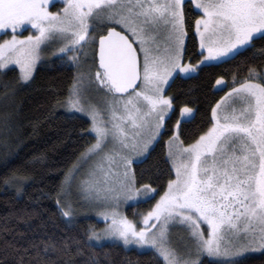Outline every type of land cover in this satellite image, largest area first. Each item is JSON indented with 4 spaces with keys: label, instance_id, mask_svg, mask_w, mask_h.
Returning <instances> with one entry per match:
<instances>
[{
    "label": "snow or ice",
    "instance_id": "snow-or-ice-1",
    "mask_svg": "<svg viewBox=\"0 0 264 264\" xmlns=\"http://www.w3.org/2000/svg\"><path fill=\"white\" fill-rule=\"evenodd\" d=\"M55 3L0 0V35L8 37L0 40V70L15 66L18 80L27 83L49 48L77 69L67 100L57 103L91 118L95 143L65 174L61 190L70 191L75 173L94 160L79 191L105 227L89 226L84 239L50 237L33 244L37 258L29 264L50 250L69 257L62 264H76L74 256L86 253L81 264H102L95 248L102 250L103 241L153 249L164 264H204L205 256L240 264L237 257L264 251V72L255 68L238 85L233 79L236 86L212 107L211 127L187 145L180 129L194 109L179 107L167 141L175 178L139 221L118 211L122 202L143 197L147 203L159 194L150 184L137 186L133 166L150 155L177 114L176 98L166 94L169 81L250 50L254 59L264 58V0H62L53 12ZM186 6L199 13L194 23ZM26 26L31 32L24 36ZM189 27L199 38L198 64L185 62ZM215 84L228 87L223 78ZM91 91L102 94L104 109L84 102ZM26 179L14 175L5 184L20 193ZM56 203L71 220V204L59 196ZM170 226L186 234L181 244L168 239Z\"/></svg>",
    "mask_w": 264,
    "mask_h": 264
},
{
    "label": "trees",
    "instance_id": "trees-1",
    "mask_svg": "<svg viewBox=\"0 0 264 264\" xmlns=\"http://www.w3.org/2000/svg\"><path fill=\"white\" fill-rule=\"evenodd\" d=\"M190 23L199 16L186 6ZM260 43H257L259 48ZM186 58L193 64L201 56L197 36L189 27L185 38ZM253 51L242 52L219 62L202 65L187 76L170 80L166 94L173 96L177 114L167 123L162 136L151 148L150 155L133 167L138 184H150L160 192L172 178L167 161L166 141L172 135L178 118V109L187 105L194 109L193 117L186 118L181 126V139L192 143L212 123V107L231 90L235 78L237 85L248 76L250 68L260 71L264 58H253ZM15 69V70H10ZM0 70V264H25L36 260L33 244L48 238H86V229L96 221L80 217L67 221L56 203L61 193V182L92 140L88 120L77 114H68L57 101H65L75 76L70 63L60 59L43 61L36 66L27 83L18 80L19 71L10 66ZM223 78L228 87L217 88L215 81ZM26 177L17 193L16 186L5 180ZM150 202V200H149ZM97 257L102 264H164L163 259L151 250L139 251L124 248L118 243H103ZM30 249L25 253L24 249ZM87 258L74 256L76 264ZM69 257L62 252L39 254L37 264H62ZM240 264H264V251L247 254ZM204 264H227L203 257Z\"/></svg>",
    "mask_w": 264,
    "mask_h": 264
},
{
    "label": "rangeland",
    "instance_id": "rangeland-1",
    "mask_svg": "<svg viewBox=\"0 0 264 264\" xmlns=\"http://www.w3.org/2000/svg\"><path fill=\"white\" fill-rule=\"evenodd\" d=\"M62 7H63L62 0H56L55 6L52 7L50 10L53 11V12H55L58 9H61ZM117 29L119 30V28H117ZM30 32H31L30 28L28 26H26V30H24L23 35L24 36H27V35L30 34ZM6 38H8V37H5L3 35H0V40L6 39ZM197 38H198V36H197ZM198 42H199V38H198ZM200 51H201V49H200ZM69 55H71V53H69ZM55 58L56 57H54V56L51 55V49L50 48L49 49H46L45 52L42 53L41 59L37 62L36 66H38V64H40L43 61H49V60L55 59ZM226 58H228V57H226ZM226 58H223V59H226ZM201 59H202V57L200 58V60ZM64 61H66L67 63H70V62L67 61V59H64ZM199 61L197 63H195V64H198ZM185 62L187 63L188 61L185 60ZM215 62H219V61H213V62H210V63H215ZM74 70H75V74H76L77 69L74 68ZM87 70H88V66L85 65L84 68H83V71L86 73ZM258 72H264V67L260 71H258ZM180 75L187 76V75H185L183 73H180ZM72 84H73V82H72ZM71 86H70V88H71ZM216 87L217 88H221V87H223V85H221V86H217L216 85ZM68 95H69V91H68V94H67V96L65 98V101L67 100ZM84 102H91V103L97 105L101 109H104L105 108V104H104V100H103L102 94L97 93L95 91H91L89 93H86L85 94V101ZM64 110L68 114L81 115V116L85 117L88 120V122H89V129H88V131H89L90 135L92 136V140L85 147V149L89 145L95 143V139H94L95 134L90 131V128H91V118L88 115L84 114V113L70 111L65 106H64ZM104 114L106 115V112ZM209 127H211V125ZM168 139H167V141H168ZM167 141H166V155H167ZM153 145H152V147H153ZM143 158L144 157H142L140 159L142 160ZM78 162L79 161L77 159V161L75 162L74 165H76ZM93 163H94V160L89 161L88 163L82 164V166L80 167L79 171L75 173V180L71 184L70 191L67 188H65L64 191L61 190L60 199L62 200V203H69V204H71L72 209L74 211V216H73V218L71 220H69L68 218H65L64 217L67 221L74 222L76 219H78L80 217H92V218L95 219L96 224H92L91 226H95L96 229L99 230V229H102V228L105 227V222H104L103 218L100 217L99 215H97V211L96 210H92V209H90L88 207L87 202L84 200L83 196L81 195V193L79 191V185H80V183H81V181L83 179L87 178V174L90 171ZM73 166L69 170L73 169ZM170 166H171V164H170ZM172 172H173L172 178H175V173H174V171H172ZM139 185L140 184H137V186H139ZM162 194H163V192H160L158 195L155 196V199H152V200H150V202L148 201L147 203L144 202V198L143 197L138 198L137 200L128 201L127 203H123L122 202L119 205L118 211H120L122 214L126 215L130 220H137V221H139L140 220V215L139 214L140 213H146L148 210H150V208L156 203L157 200H159V196L162 195ZM108 222H110V221H108ZM138 226H142V225H138ZM185 237H186V234L183 232V230H182L181 227H179V226L171 227L170 226V228H169V237H168V239L170 241H172L173 243H176V244L179 245V244H181L183 242V238H185ZM102 243H118V244L122 245V242H119V241H103ZM124 248H134V249L139 250V251L151 250V251L155 252V250H153V249H147V248H143L142 249V248H139L136 245H130V246H127V247H124ZM258 252H262V251L261 250L249 251V252L245 253L243 256H245L247 254H256ZM243 256L237 257L236 259H240ZM205 257H207V256H205ZM207 258L210 259V260H215V261H219V262H223V263H227V261H228V258H215V257H213V258L207 257Z\"/></svg>",
    "mask_w": 264,
    "mask_h": 264
},
{
    "label": "water",
    "instance_id": "water-1",
    "mask_svg": "<svg viewBox=\"0 0 264 264\" xmlns=\"http://www.w3.org/2000/svg\"><path fill=\"white\" fill-rule=\"evenodd\" d=\"M118 30V29H117Z\"/></svg>",
    "mask_w": 264,
    "mask_h": 264
}]
</instances>
